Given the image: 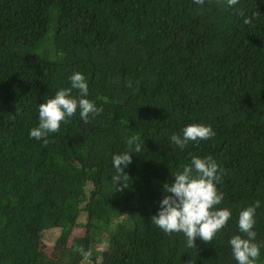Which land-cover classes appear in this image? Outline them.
Segmentation results:
<instances>
[{
  "label": "trees",
  "instance_id": "1",
  "mask_svg": "<svg viewBox=\"0 0 264 264\" xmlns=\"http://www.w3.org/2000/svg\"><path fill=\"white\" fill-rule=\"evenodd\" d=\"M75 72L103 111L84 123L78 109L47 145L31 138ZM190 124L215 136L172 144ZM132 136L141 153L117 173ZM193 156L222 170L216 207L232 215L189 248L151 217ZM256 201L264 264V0H0V264H238L229 241Z\"/></svg>",
  "mask_w": 264,
  "mask_h": 264
},
{
  "label": "clouds",
  "instance_id": "2",
  "mask_svg": "<svg viewBox=\"0 0 264 264\" xmlns=\"http://www.w3.org/2000/svg\"><path fill=\"white\" fill-rule=\"evenodd\" d=\"M202 5L204 0H194ZM238 0H227L228 6H233ZM243 15V11L240 12ZM245 24L250 23L245 19ZM71 86L55 92L54 96L39 105V125L30 130L29 135L36 140H42L45 145L49 143L50 133L60 130L62 122H67L79 109L80 118L84 123L89 122V114L97 115L103 111L95 102L86 97L88 83L84 74L75 72L70 77ZM131 87V82H127ZM73 90H78L79 97L73 96ZM215 136L210 125L190 124L183 128L182 135L173 134L170 137L172 144L184 149L189 142L199 143ZM139 137L132 136L127 140L128 151L114 155L113 165L117 173H124V169L131 163L132 154L141 153L142 146L138 142ZM222 170L211 156L204 158L193 156L191 165H187L181 172L176 173L174 182L165 183L163 191L166 193L160 201L158 214L151 217V222L165 233H183L187 237V247H196L197 237L206 243H211L216 234L227 226L231 218V210L217 208L223 200V193L217 188V182L221 180ZM115 183L121 187L123 184L121 175L113 177ZM260 207V201L243 209L239 214L238 226L245 236L234 235L229 243L232 255L238 264H257L260 257L261 244L255 242L257 233L253 230L255 225L256 209ZM77 251L85 258L91 257V250L77 248Z\"/></svg>",
  "mask_w": 264,
  "mask_h": 264
},
{
  "label": "rangeland",
  "instance_id": "3",
  "mask_svg": "<svg viewBox=\"0 0 264 264\" xmlns=\"http://www.w3.org/2000/svg\"><path fill=\"white\" fill-rule=\"evenodd\" d=\"M84 228L83 227H78V228H76V230H75V234H82V233H84ZM45 241H46V243H45V246L46 247H49V248H51L52 249V247H53V244H54V241H55V234L54 233H52L51 231H48V232H46L45 234ZM102 244V243H101ZM101 244H99V248L101 249H103L104 248V243L101 245ZM80 264H88V262L87 261H83V262H81Z\"/></svg>",
  "mask_w": 264,
  "mask_h": 264
}]
</instances>
